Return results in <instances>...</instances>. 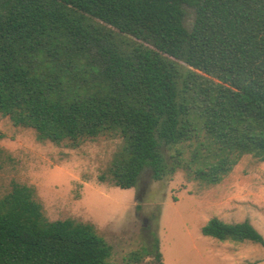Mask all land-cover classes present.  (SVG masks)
I'll return each mask as SVG.
<instances>
[{"label":"trees","instance_id":"16d2710c","mask_svg":"<svg viewBox=\"0 0 264 264\" xmlns=\"http://www.w3.org/2000/svg\"><path fill=\"white\" fill-rule=\"evenodd\" d=\"M0 112L73 147L119 133L108 171L123 188L147 167L218 183L244 154L264 161V0H0ZM202 232L264 245L249 220L215 216ZM111 254L93 223L49 220L33 186L0 198V264H117Z\"/></svg>","mask_w":264,"mask_h":264},{"label":"rangeland","instance_id":"374dc122","mask_svg":"<svg viewBox=\"0 0 264 264\" xmlns=\"http://www.w3.org/2000/svg\"><path fill=\"white\" fill-rule=\"evenodd\" d=\"M194 17L188 7L189 28ZM199 137L205 140L203 131ZM122 144L117 132L84 138L75 147L41 140L34 128L15 125L0 112V198L13 182L33 186L49 220L93 223L112 246L110 260L117 264H264V245L202 232L216 216L249 220L264 235L263 160L242 155L218 183L201 181L185 167L155 179L147 167L135 186L123 188L108 171ZM195 147L194 140L179 145L183 158L189 159ZM175 153L176 147L167 148L168 156Z\"/></svg>","mask_w":264,"mask_h":264}]
</instances>
